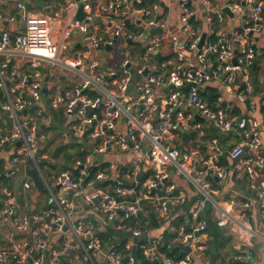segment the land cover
I'll use <instances>...</instances> for the list:
<instances>
[{
  "label": "built area",
  "instance_id": "obj_1",
  "mask_svg": "<svg viewBox=\"0 0 264 264\" xmlns=\"http://www.w3.org/2000/svg\"><path fill=\"white\" fill-rule=\"evenodd\" d=\"M200 1L209 6L208 0ZM61 2V10L50 17L25 12L18 3L20 14L10 21L18 19L22 30L13 40L0 27V121L9 124L6 130L0 127V151L11 150L0 177H17L21 169L26 179L27 170L34 169L49 194L42 213L23 215L15 192L0 187V264H137L136 257L194 264L211 241L207 215L236 238L229 264H264V91L258 99L261 122L243 116L236 123L238 117L211 107L200 94L212 79L231 94L239 83L236 99L254 111L251 68L264 30L261 3L230 0L226 8L245 22L230 34L214 29L221 12L208 14L215 40L199 48L190 0H178L188 29L185 47L196 52V64L189 65L181 53L173 62L155 60L168 23L158 3ZM79 5L83 19L75 17L55 32L52 22L68 13L76 16ZM233 136L225 148L224 139ZM70 145L75 157L66 169L56 168L51 150ZM224 153L229 167L219 163ZM174 176L193 187L195 196L178 189ZM228 177L244 180L249 192L242 198L221 195L214 181L224 184ZM29 180L24 189L34 187ZM84 205L96 216L116 220L115 229L125 236L121 249L117 243L105 252L103 222L76 218ZM182 207L187 229L169 226V241L163 235L143 239L147 230L141 219L152 211L170 222ZM253 214L259 230L250 222ZM175 250L182 254L179 260L169 256Z\"/></svg>",
  "mask_w": 264,
  "mask_h": 264
},
{
  "label": "crops",
  "instance_id": "obj_2",
  "mask_svg": "<svg viewBox=\"0 0 264 264\" xmlns=\"http://www.w3.org/2000/svg\"><path fill=\"white\" fill-rule=\"evenodd\" d=\"M151 1H154V3L159 4V13L161 16H165L168 22L167 26L164 29L166 40L155 58L156 62L160 63L164 60L173 62L176 58V55L178 53H181L187 59V63L189 65L196 64V52L189 50L185 47V41L188 36V29L181 22L182 9L178 0ZM258 1L262 5L264 13V0ZM208 2L209 6L203 5L200 0H190L189 2V6L194 15V19L191 25L195 30H197L201 34V39L203 36H205V43L211 42V38H214L213 40H215V35L209 34V29L206 21V17L208 16V14H212L213 17H215L216 12L218 11L222 14L221 22L215 24V31H223L226 34H230L244 27L245 22L241 16H239L237 13H233L230 11L229 14L223 11V9H225L226 6L229 4L230 0H208ZM18 3H22L24 5V10L25 3L31 6V11L25 12L49 17L53 16L54 13L60 11L62 5L61 0H1L0 27L5 31H8L11 36L16 35L22 30V25L18 19H16V21L14 22L10 21L11 17L18 18L20 14V10L17 9ZM75 17L76 16H73L72 14L68 13L64 15L63 19L59 21H53L52 26L55 29V32H59L65 22L73 20ZM171 38H174L176 40V45L172 44L170 40ZM253 66L255 67L251 68V75L253 79L252 96L257 101V99L261 97V94L264 91V30L258 36V52ZM238 84L239 83L232 86L233 93L231 94L229 91L222 89L218 84L217 80L212 79L201 87L200 94L203 92H207L209 90L208 88L215 89L218 95V105L216 107H219L224 110L228 116H230L232 113H234L235 110H237V117H252L258 122H261L263 118L262 107L257 104L255 106L254 111L252 112L246 103L243 104L236 99L235 93L238 91ZM255 86H258V90L254 94ZM164 92L166 93V90ZM188 111L191 112V110ZM0 127L6 130L8 129L9 124L7 121L3 120L2 122L0 121ZM232 141H234V136L226 137L223 141L224 147L226 148V142L232 143ZM52 145L53 144L51 142H48L47 147H52ZM51 151L53 155L52 157L57 160L56 155L59 154L60 147L59 149L54 147ZM10 155L11 150L8 148L0 151V160H2V164L0 167H2V170L3 167L6 166ZM223 156L226 157L224 160V162L226 163H224L225 165L223 166L229 167L231 163L230 160L227 158L226 153H224ZM17 172V177L9 178V186L12 192H15V205L17 207L18 212L23 215H39L49 204V194L47 193L48 191L45 189L41 192L37 190L35 186L32 189H24L23 182H30L29 177H26V179L23 177L25 176L24 170L18 169ZM172 181L178 189L183 188L185 190H188L189 194H191L193 197L195 196L193 187L188 185V183L183 181V179L179 176H174L172 178ZM215 184L218 192H220L221 195H224L225 197H227L230 193H235L238 197L242 198L246 192H249L244 180L237 181L232 179L231 177H228V180L224 184H221L218 180H216ZM2 200H0V204L2 203ZM79 205H81V203ZM186 211V207L179 208V210H177L171 218V220H173L177 216H183L184 224L182 225L172 224L170 223L171 221H162L155 212L151 211L155 215V217H157V220L160 223V227L155 229L152 228L148 222H145L144 227H146L147 236L145 235L143 239L156 237L159 235L165 236L164 233L166 232V230H168L169 226L171 225H174L176 227L184 226L187 229L188 217ZM149 214L146 216V218L149 216ZM76 218L80 221L94 220V222L96 223H104V230L100 232V235H104V232H106L108 235V238L104 242L105 249L111 245H114L117 242H120L119 240L121 239L122 234H120L119 230L115 229V219L107 220L102 218L101 216L94 215L88 205H84L83 207L77 209ZM207 218L208 228L211 234V241L205 255L201 259L195 258L194 264H229L237 252L235 247L237 244L236 238L233 236V233L229 228H216L213 220L208 217V215ZM250 222H252V224H254L257 230H259V227L256 225L258 222L257 214H253L250 217ZM129 226H132V222L129 223ZM107 227L111 228L114 231V235L109 234V232L107 231ZM3 239L4 236L0 234V242H2ZM102 240L104 241V239ZM106 241L108 242V244H105ZM257 247L258 246L256 245L254 246V248ZM255 252L257 253V249L255 250ZM136 259L137 264H153L149 261L148 263H145L146 260H143L140 257H136Z\"/></svg>",
  "mask_w": 264,
  "mask_h": 264
},
{
  "label": "trees",
  "instance_id": "obj_3",
  "mask_svg": "<svg viewBox=\"0 0 264 264\" xmlns=\"http://www.w3.org/2000/svg\"><path fill=\"white\" fill-rule=\"evenodd\" d=\"M152 3H154V1H151V0H142V6H147V5H150ZM213 39L214 38H211L212 41H214ZM208 89L209 90L207 92L201 93V96L206 99V101L208 102V104L211 107L215 108L218 105V95H217L215 89H212V88H208ZM237 114H238V111L235 110L234 113H232L230 116L237 117ZM66 147L67 146H63L62 148H60V151L65 150ZM70 147L75 148L74 145H70ZM76 156L79 157V154H76ZM72 158H74V157H72V155L65 154V156H64V160L65 161H64V164L61 166V169H66L68 167L67 164L73 160ZM225 158L226 157H224V156H222L220 158L219 163L221 165H225L224 164V163H226V162H224ZM1 164H2V160H0V166H1ZM1 170H2V167H0V172H1ZM232 179H234V178H232ZM214 183H215V181H214ZM4 186L10 188V186H9V179L1 176L0 177V187H4ZM2 199H3V196L0 193V200H2ZM140 222H141V224H144L145 222H148L150 224V226L152 228H155V229H157V228L160 227V223L157 220V217H155V215L152 212L149 214V216L147 218L142 219ZM170 223L175 224V225H182V224H184V218H183V216H177L176 218H174L173 220H171ZM104 233H105L104 235H101V238L104 239V241L102 240L103 244H104L105 240L108 238L107 233L106 232H104ZM122 235H123L122 241L117 242L118 243V247H117L118 249H121L123 247L124 242H125V236H124V234H122ZM164 235H165V239L167 241H169V240H171L173 238V235H172V233L169 230H166V232L164 233ZM109 241H110V239H109ZM117 243H115V244H117ZM105 244H108V242L106 241ZM180 253L178 252V250H175L172 253H170L169 256L174 257L175 260H179L181 258V255H182Z\"/></svg>",
  "mask_w": 264,
  "mask_h": 264
},
{
  "label": "water",
  "instance_id": "obj_4",
  "mask_svg": "<svg viewBox=\"0 0 264 264\" xmlns=\"http://www.w3.org/2000/svg\"><path fill=\"white\" fill-rule=\"evenodd\" d=\"M114 8H115V7H114ZM25 11H31V6H30L29 4H27V3H25ZM223 11H224L225 13H227V14L230 13L229 10H228L227 8L223 9ZM83 17H84V13H83V11H82V6L79 5L78 11H77V15H76V19H78V20H82ZM99 21H100V20H99ZM99 21H98V22H99ZM151 33H161V31H160V30H155V29H153V30H151ZM11 40H13V36H11ZM204 43H205V36L202 37V39H201V41H200V43H199V47L203 46ZM233 64L236 65V60H235V59L233 60ZM253 67H255V66H253ZM170 89H171V87L168 88V89L166 90V92H168ZM257 90H258V86H255V88H254V94L257 92ZM44 91H46V90H44ZM1 95H2V94H0V98H1ZM223 105H224V104H223ZM223 105H222V106H223ZM242 118H243V116H239L238 119L236 120V123H239V122L241 121ZM195 119H196L198 122H200V123L203 122V119L200 118L199 116H195ZM193 135H194V133H190V134H189V136H193ZM186 137H187V134H183V135H182V138H183V139H185ZM99 160H101V157H100ZM26 175H27V176L31 179V181L34 183V186H35V188H36L37 190H39V191H41V192L44 191V185H43V182H42L41 178L39 177L38 173H37L34 169H32V170H27ZM70 197H71V196H70ZM107 231L109 232L110 235H114V231H113L111 228L107 227ZM108 249H109V248H106V249H105V252H106ZM45 253H46V255L48 254L47 251H46ZM145 263H148V261H145ZM152 263H153V264H156L157 262L154 261V262H152Z\"/></svg>",
  "mask_w": 264,
  "mask_h": 264
},
{
  "label": "rangeland",
  "instance_id": "obj_5",
  "mask_svg": "<svg viewBox=\"0 0 264 264\" xmlns=\"http://www.w3.org/2000/svg\"><path fill=\"white\" fill-rule=\"evenodd\" d=\"M257 104L259 105L258 99H257ZM62 147H60V148H62ZM73 151H74V148H72L70 146H67L65 150L60 151L59 154L56 155V157H57V167L56 168L61 167L63 165V162L65 161L64 160L65 154H70V155H72V157H75V153ZM42 169L44 172H47L48 167L46 165H42Z\"/></svg>",
  "mask_w": 264,
  "mask_h": 264
}]
</instances>
